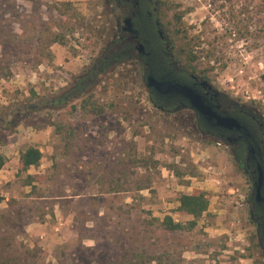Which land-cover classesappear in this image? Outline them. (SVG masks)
<instances>
[{"label":"rangeland","instance_id":"1","mask_svg":"<svg viewBox=\"0 0 264 264\" xmlns=\"http://www.w3.org/2000/svg\"><path fill=\"white\" fill-rule=\"evenodd\" d=\"M164 2L183 54L264 112V0ZM103 4L0 0V116L17 115L0 131V214L12 200L22 208L16 244L33 264H260L244 177L222 148L154 110L138 77L118 68L74 104L46 106L111 38ZM27 146L42 153L30 173L18 170ZM195 191L208 200L197 219L178 208Z\"/></svg>","mask_w":264,"mask_h":264},{"label":"flooded vegetation","instance_id":"2","mask_svg":"<svg viewBox=\"0 0 264 264\" xmlns=\"http://www.w3.org/2000/svg\"><path fill=\"white\" fill-rule=\"evenodd\" d=\"M103 3L104 17L111 20L106 23L111 38L93 60L66 75L62 91L47 99L46 106L74 104L86 92L99 88L102 80L118 68L138 77L147 103L154 110L177 117L183 129L222 148L238 168L247 185V211L257 255L264 264V112L251 101L219 88L183 54L164 0ZM150 78L185 87L198 99L168 88L159 91L150 84Z\"/></svg>","mask_w":264,"mask_h":264},{"label":"trees","instance_id":"3","mask_svg":"<svg viewBox=\"0 0 264 264\" xmlns=\"http://www.w3.org/2000/svg\"><path fill=\"white\" fill-rule=\"evenodd\" d=\"M9 120L4 116H0V131L8 130L11 127L13 130L17 125V115L7 114ZM42 153L35 146H27L20 152L18 159V170L26 172L30 166L37 167L40 163ZM6 157L0 153V169L4 165ZM27 178L31 181L36 178V175L28 174ZM30 185V182L27 183ZM12 200L8 202L7 208L0 214V264H33L36 253L33 249L24 246L22 243L16 244L15 237L21 235L22 228V208L16 209L13 207ZM179 210L185 214H189L193 219H197L208 209V200L202 191H195L190 194H181L178 198ZM165 226L174 230L182 228L180 223H175L170 217H165L163 220ZM194 224V221H191ZM18 230V232H17ZM30 262V263H29ZM93 262V259L89 260ZM52 264V263H41ZM58 264H62L61 260ZM75 264H86L84 260H78Z\"/></svg>","mask_w":264,"mask_h":264},{"label":"water","instance_id":"4","mask_svg":"<svg viewBox=\"0 0 264 264\" xmlns=\"http://www.w3.org/2000/svg\"><path fill=\"white\" fill-rule=\"evenodd\" d=\"M150 84L155 86L159 91H163L164 88H168L174 92H180V93L190 97L192 100L198 99L197 95H194L192 93V91H190L189 89H186L185 87H182V86L178 87V86H174V85H171V84L165 83V82H157L151 78H150Z\"/></svg>","mask_w":264,"mask_h":264},{"label":"crops","instance_id":"5","mask_svg":"<svg viewBox=\"0 0 264 264\" xmlns=\"http://www.w3.org/2000/svg\"><path fill=\"white\" fill-rule=\"evenodd\" d=\"M5 163H6V160H5ZM4 163V164H5ZM4 166V165H3ZM3 166H2V168H3ZM38 167V166H37ZM37 167H34V166H30L28 169H27V173H30L31 172V168H33V170L35 169V168H37ZM2 168L0 169V171L2 170Z\"/></svg>","mask_w":264,"mask_h":264}]
</instances>
